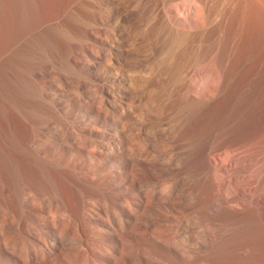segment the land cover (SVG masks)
<instances>
[{
	"label": "rangeland",
	"instance_id": "1",
	"mask_svg": "<svg viewBox=\"0 0 264 264\" xmlns=\"http://www.w3.org/2000/svg\"><path fill=\"white\" fill-rule=\"evenodd\" d=\"M15 2L17 34L0 1V73L50 7L70 35L64 65L26 71L54 119L0 81V264H264V0ZM233 196L251 215L224 234Z\"/></svg>",
	"mask_w": 264,
	"mask_h": 264
},
{
	"label": "bare ground",
	"instance_id": "2",
	"mask_svg": "<svg viewBox=\"0 0 264 264\" xmlns=\"http://www.w3.org/2000/svg\"><path fill=\"white\" fill-rule=\"evenodd\" d=\"M0 1H2V3H1L2 5L4 4L3 6L6 9L5 14H7V16L10 18L9 20L13 26V29L15 30V32L17 34V32L19 31L18 24H19L21 14H22L21 9L16 4L15 0H0ZM43 1H45L46 4L50 3V2L47 3V0H43ZM55 1L56 0H54V2ZM63 1H64V3H67V5H68L70 0H63ZM151 1L152 0H139V2L142 3V8H144V9H146V7L148 8L150 5L153 4ZM153 2H154V0H153ZM59 3L57 2V5ZM41 4H40L39 9L43 5V4L42 5ZM50 4H52V1ZM69 4H71V2ZM45 5L43 8H46ZM61 5H63V2ZM73 5H74V3H73ZM76 5H74L76 8H77V6L79 7V5H77V6ZM153 5H155V4H153ZM3 6H1V8ZM58 6H60V5H58ZM83 6H85V4H83ZM70 7H68V8L71 9V12L69 13V15L67 12H64L65 13L64 18L66 17V14L69 17L70 14H72V12L74 11V10L72 11V9L75 7H73V6L71 8ZM52 8H53V6H52ZM85 8H87V7H85ZM85 8L83 7L81 10H83V9L85 10ZM152 8H154V7H152ZM46 9H48V8H46ZM46 9H43V10H46ZM43 10H41V11H43ZM50 10H51V7H50ZM50 10L49 11L46 10L45 12H43L42 15L39 13L41 16L39 18V21L37 22L38 24L36 23L33 25L34 22L33 23L31 22V24L29 25L30 27L28 28V33L25 34V38H26V40H25L26 46L24 49L25 51H22L23 53H22V55H20V58H17L18 59L17 63H15L14 65H10V66L5 67L2 70V72L0 73V81L3 83L5 89L7 90L6 92L8 93L9 99L14 104L21 106L36 121H39V122L47 121V119H54L56 117V115H55L56 112H55L54 108L52 107V105L49 104V102H48V98H49L48 95L43 94L41 92V90L34 83H32L29 80L28 74H26L27 68L34 61H38L41 63H56V64L64 65L65 62L68 60L67 52H68V41H69L70 29L68 30V29L64 28V27H66L64 25L59 26L62 24V21H61V23L59 22V25H56L55 23H54L55 25H52V26L49 25L50 16H52V15H50L51 14ZM85 12L87 13V11H85ZM85 12H84V15L86 14ZM59 13H60L59 7H57V9L54 11V15L55 14L59 15ZM79 13H81V11ZM81 14H80V16H82ZM84 15H83V17H84ZM68 17H66L65 21L66 20L70 21V19H67ZM57 18H55V19H57ZM77 18H79V16ZM77 18L75 17V20H73V21L71 20V22H69V23H72L74 21L76 22ZM65 21H64V23H67ZM79 21H82L81 18ZM79 21H78V23L80 24ZM153 21H155V20H153ZM152 24H153V22L152 23L150 22L147 25V27H144L145 28V31L143 33L144 37H146L145 34L147 35V32L149 33L150 36H153V37L158 36L157 32H159V30H156L157 27H154V25H152ZM155 26H156V24H155ZM71 27H73V26H71ZM148 37L149 36H147V38ZM186 41H187L186 38H181V37L172 38V40L169 42V48L173 49V50L179 49L180 47H183L185 45ZM22 43L24 44V42H22ZM159 93H160L161 97H164V101L166 103V106H174L175 104H177V100L175 99L173 84H169V85L165 84ZM46 100H47V102H46ZM211 167H212V164H210V167H208L209 168L208 170L210 172H211ZM209 171H207L208 177H209V174H208ZM202 176L203 175H201V177ZM262 176L260 179L264 181V177H262ZM205 177L203 178L204 182H205ZM199 178L200 177L197 176L196 177L197 181L194 183L196 185V186H194L195 187L194 189L196 191L201 189L202 186L204 185L203 183L199 182L200 181ZM209 179H211V177ZM206 180H208L207 177H206ZM202 182H203V180H202ZM260 202L262 204V207H261L263 210L262 214L264 215V196L260 199ZM224 205L229 210L234 209V210L238 211V213L235 211H231L228 214H226L225 216H222L221 219L218 220L219 222H217L218 224H216L217 225V227H216L217 231L219 230V232L225 234V230H228L227 225H226L227 220H232L236 225L241 224L242 221L249 219V215H251V213L249 215L244 214V213L239 214V211L243 208L244 205L239 199H237L234 196L230 197V198H228V197L225 198L224 199ZM214 221H217V219Z\"/></svg>",
	"mask_w": 264,
	"mask_h": 264
}]
</instances>
